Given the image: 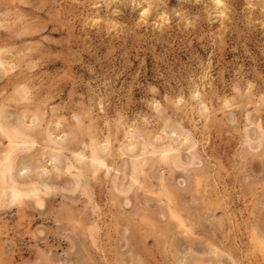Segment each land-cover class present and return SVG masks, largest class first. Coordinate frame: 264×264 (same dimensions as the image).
Instances as JSON below:
<instances>
[{
  "label": "clouds",
  "instance_id": "clouds-1",
  "mask_svg": "<svg viewBox=\"0 0 264 264\" xmlns=\"http://www.w3.org/2000/svg\"><path fill=\"white\" fill-rule=\"evenodd\" d=\"M0 264H264V0H0Z\"/></svg>",
  "mask_w": 264,
  "mask_h": 264
}]
</instances>
